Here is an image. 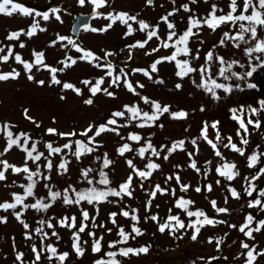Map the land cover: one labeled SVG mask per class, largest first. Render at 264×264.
Returning <instances> with one entry per match:
<instances>
[{
  "label": "rangeland",
  "instance_id": "374dc122",
  "mask_svg": "<svg viewBox=\"0 0 264 264\" xmlns=\"http://www.w3.org/2000/svg\"><path fill=\"white\" fill-rule=\"evenodd\" d=\"M17 2L30 8H35L41 12L47 11L52 7H59L61 9L62 23L54 18L46 22L41 19L40 25L41 27L46 28L47 31L38 32L31 38L21 36L19 41H7L5 37L12 31L20 29L27 30L33 22L32 18L23 17L18 13L11 17L0 15V46L13 45L14 54L19 52L22 57L28 61L33 59V50L36 52H44L45 62L54 67H62L58 62L64 60L66 56L76 58L80 55L72 49L71 46L63 48L60 42L54 47L49 46L53 40H56L57 34L74 39L83 48L90 49L100 56H103L104 51L115 53L114 56L108 58L109 61L118 59L121 61L129 60V49L126 46L134 44L137 40H144L146 38L145 33L139 31L135 32L134 35L125 37L124 33L127 30L126 26L117 22L107 32L94 33L85 29L82 31L81 35L75 39L70 33L73 13L77 11H91L93 10L92 5L86 3L85 6L81 7L78 5L77 0H17ZM185 3L189 4L192 13L200 17L203 14L208 13L213 3L220 4L224 8V14L229 10V0H207V2H205V0H197V3L195 4H191L190 0H176L175 5H173L171 0H155L152 6L146 5V0H109L108 7L100 10L105 14L113 11L138 14V19L145 20L151 25H156L160 22V17L171 11L173 7L178 8L181 4ZM238 5L240 10H242L243 0H238ZM250 12L251 9L249 10V14ZM192 13L181 10L176 16L170 17V20L177 25V31L187 28L188 16ZM238 14L239 11L237 12V15ZM107 23H109V21L103 18H98L93 21L90 27L101 28ZM133 27L138 29V25L136 24H133ZM166 30V25L160 23V35L162 39L166 34ZM238 30V27L232 28L225 26L220 27L213 32L205 26L200 30V36L195 37L193 41H191L193 53H195L196 48L200 49V59L194 61L193 66L204 64L205 54L209 50H213L214 56L219 55L226 61L225 64H220L218 61L213 60L209 65L210 73L205 76V80L209 83V86H211L209 76L211 79H215L217 83L232 86L233 90L230 93H227L222 89H216V97H219V99L206 90L194 86L191 83L190 78L180 80L175 75L177 69L174 63L164 62L157 66L158 72L153 73V80L162 79L164 81L163 84H156L141 73L131 75L132 78L130 80L133 84L138 81L145 85L143 89H137L141 95L159 101L162 106L170 105L171 111L173 112L185 110L188 112V117L186 119H171L168 114H164V116H162L163 120L157 121L156 126L154 127L137 128L135 122H133L129 127L120 129L121 136L124 137H127L130 131H139L141 136L145 139L150 137L158 147L161 145H168L170 147L173 141H185V151H176L167 161L163 159L164 154L167 153V149L162 152L161 168L153 173L150 180L143 182V189L139 187L141 181L134 177L133 197H125L121 202H123L128 208H139L143 212L144 217L158 214L161 222H163L169 214V208L172 209V212L177 210L174 207L177 197L181 194H189L194 198L197 204L199 203V200H206V203L215 215L214 218L227 222L225 224H218L216 226L217 231L213 232L211 236L206 235L197 238L195 241L191 239L193 234L191 230L189 231L191 236L188 237L186 243L179 244L176 238L178 237L177 233L176 237L169 235L167 230L161 234L158 231L157 223L149 219L146 221V227L150 233V244L146 242L142 243L141 241L136 244L135 248L149 245L150 251L147 255H131L130 260L132 264H183V256L187 253H192V257L196 258L201 263L211 262L219 253H223L227 255L230 264H245V257L240 255V253L246 252L247 250L240 247L241 241L248 243L250 246L255 244L257 246V252L264 250V228H261V231L259 232H253V236L255 237L254 240L247 239L243 233L238 230V227L245 223V217L249 213L255 218L251 225L252 228L257 226L255 222L256 220L264 219V211H261L258 208L249 207V201L257 198L264 203V196L259 195V192L264 190V176H261L260 179L254 182L257 191L253 192L251 197L247 196L245 193L247 185L244 180V177L251 179L259 172L260 168L264 167V110H262L261 105V101H264V53L254 52L249 56L246 52L247 48L254 47L259 40L264 39V29L258 28L257 41H251L250 34H245V40L251 41V43L246 44L239 41L229 40L226 42L225 47L219 46V40L224 32L227 31L232 35H235ZM199 40H203L204 43L200 44L198 42ZM20 42H23L26 45L23 49L19 48ZM62 43H67V41ZM235 43H239L240 46L238 48L235 47ZM158 44L159 41L153 38L145 49L137 48L131 50L133 53L132 60L135 59L140 61L143 58L149 57L151 60L149 59V61L144 62L142 65L144 69H148L151 63L156 59L171 54V50H166L162 53L158 51L152 55H145V52H150L151 49L157 47ZM6 52L7 48H5V53H0V55H4ZM229 64H231L230 70L228 69ZM13 68L21 73L20 77L16 80L9 79L8 81H0V122L6 121L15 125L14 130L16 133L24 131L30 133L33 139L53 141L55 142L54 146L63 145L67 141L58 136L46 135L47 128H56L58 131L62 132L75 130L79 133L83 131L88 124H95L98 119H109L113 111L123 110V105L125 104H139V106L145 111H150V105H145L139 97L128 92L123 86L118 89H109L116 93V98H110L99 93L93 97L94 103L91 106L85 105L83 101L89 98L90 93L88 88L80 82L85 79H91L93 83H95V80L98 77L104 75V71L96 69L92 65L83 61H78L75 66L66 69L63 73H58V78L61 81L73 83L76 87L81 88L83 95H76L71 90L62 91V86H50V74L47 71H37L35 68L33 69L35 79L37 81H45V84L40 86L35 81H29L27 79V74L25 73L23 66L17 64L14 59H10L7 63H0V71L2 72H10ZM220 68L226 69L225 74L231 77L229 80H225L223 77L219 76ZM253 68L256 69V71L253 72V75L251 77L246 76V73L252 71ZM233 72L237 73V76L244 77V79L232 77L231 73ZM193 75L199 83V74L196 73ZM109 79L110 78L105 79L103 87L108 86ZM177 83L182 84L180 90L175 88ZM249 83L256 84L257 87L248 88L247 84ZM237 85H239V87H237ZM61 96H64L65 99H61ZM26 108L29 110L28 115L33 117L41 125L39 128L29 120L25 119L24 109ZM252 108L257 109L256 114H253L250 111ZM233 109L236 110V114L240 119L244 120L245 124L251 119L253 122L259 121L260 127L256 128L253 123L248 125V131L245 133L243 129L239 128L238 120L232 118ZM214 117H217L218 119L216 129L211 127V120ZM125 122L126 120L119 121V123ZM205 122L209 125V139L217 143V147L223 154L225 160L234 159L236 161L240 173L237 177L236 184L232 182L229 184L228 181L217 176L215 169L224 161H221L220 158L216 157L211 146L201 138V129ZM161 124L163 127L159 126ZM238 132L239 135H237ZM217 133H219L221 137L219 141H216L215 139ZM89 135H91V133ZM121 136H117L111 132L102 134L97 140L103 145V147L99 148L97 152L92 155L82 157L79 162L76 161L74 157H69L71 160V163L68 165L69 172L64 175L58 174L56 169V165L59 164L61 156H53L52 160L54 167L51 171V180H41L37 185L38 191L43 192L47 196L48 189L43 187L45 183L51 184L53 188L59 189L61 193H63V190L67 188L69 184L76 189L83 185H88L86 181L81 179L80 170L86 167H92L99 170L100 162L95 161V156H102L105 152L108 153L109 158L113 161L109 170L114 174L117 184L123 183L131 173V169L126 164V160L133 159L134 164L138 168L143 169L145 163H147L148 156L146 155L142 160L136 155L133 147L135 142L122 140ZM241 136H246L248 140L247 145H242L240 143ZM228 137H231L232 142L237 144L238 147L244 149L243 156L223 146L228 143ZM145 139L141 141L143 142ZM192 139L197 140L199 149L198 153H196V148L190 142ZM126 142L131 144L134 151L126 153L124 156L118 155L116 149ZM5 143L4 134L0 133V151H3ZM37 147L47 155V150L43 147L42 143L37 145ZM187 152L195 153L193 158L197 162V167L201 169L199 174L188 166L190 161ZM253 154L259 156V162L255 167L250 168L248 167L249 157ZM4 158L7 159L10 164L22 166L25 154L14 147L4 156ZM206 161H211V164H205ZM43 163L44 161L42 160L41 164ZM28 164L32 170H35L36 165L31 161H29ZM176 165H179L180 167L177 168ZM205 169L209 170L206 177L204 175ZM41 171H45V174H48L43 168H41ZM176 172H178L181 177V183L191 185L186 193L180 191V186L176 183L175 179L165 183L166 177L173 175ZM91 175L97 178L98 174L94 172ZM6 176L7 180L0 182V203L12 201L7 193V188L12 186L13 181L21 179L20 174H13L11 169L6 173ZM217 179H220V185L215 183ZM156 183L169 189L174 188L176 190V196L173 197L170 193L162 196L158 193L156 199L152 202L151 210L146 211L145 203L149 198L147 193L151 191ZM206 184L212 185L213 190L211 192L204 190V185ZM197 186H200L202 189L200 193L194 191ZM229 186L235 188L237 192L240 193V196L241 190L244 188L242 195L244 200L243 208H236L239 199L231 197L228 191ZM226 197L227 203H225ZM211 200H216L218 207L228 208L229 213L217 215L211 206ZM156 205H159V207H156ZM81 208L89 210L90 216L95 215V209L86 203H83L80 206L71 205L66 207L69 217H72L73 214L76 215L77 227H79L81 221ZM113 210L118 212L120 207H113L112 204H106L102 205L100 208L96 223L99 224L103 222L106 225L104 229H94L91 227V220L87 222L89 227L84 232L86 236H84L82 240L83 247L85 244V238L88 239L89 243L92 241L91 236H88L90 230L96 232V237H100L101 234L104 242H107L108 238L114 235L115 226H113L108 220V214ZM6 214V212L0 210V216H6ZM116 219L117 224H121L124 220L120 215L117 216ZM233 224L237 225V228L229 227V225ZM107 228H112V232L109 233ZM59 229H62V231L64 230L63 233L65 240L70 242L72 235L69 233V229H63V227L60 226ZM227 229L230 236L226 239L222 238V243L218 246L216 240L220 237L219 234L216 233L218 231L223 232ZM235 230H237L238 239H234ZM23 231L21 225L13 217H11L7 223H0V264H19L16 260L17 252H23L25 264H31V261L34 259V254L31 251L32 240L26 241ZM74 231H76V229H71V232ZM153 234L157 236V241H155L156 239H154ZM181 236L182 234L179 235V237ZM210 238L212 241L211 243L209 242ZM53 240L57 241V238L53 237ZM263 257L264 256H259L255 263ZM88 261L89 263H87L91 264L92 259L89 258ZM38 264L59 263L54 260L53 262H38ZM83 264L86 263L84 262ZM262 264H264V261Z\"/></svg>",
  "mask_w": 264,
  "mask_h": 264
},
{
  "label": "snow or ice",
  "instance_id": "6c2138e0",
  "mask_svg": "<svg viewBox=\"0 0 264 264\" xmlns=\"http://www.w3.org/2000/svg\"><path fill=\"white\" fill-rule=\"evenodd\" d=\"M173 5H175L176 0H171ZM207 2V0H205ZM79 6L83 7L86 3L92 5L93 12L92 18H103L109 23H107L104 27L96 28L90 27L86 25V30H89L94 33H104L109 31L117 22L121 25L126 26V32L124 33L125 37L134 35L135 32L139 31L145 33L146 38L144 40H137L134 44H129L126 47L129 49L128 59L129 61L133 58V53L131 50L133 49H145L150 41L155 38L159 41L157 47L151 49L150 52H145V55H152L155 52L160 51V48L163 47L165 49L172 48L174 51L171 55L160 57L151 63L148 69L141 68H133L131 69V74L141 73L143 76L152 80L156 84H163L164 81L162 79L153 80V73L158 72V65L164 62H175V67L177 69L175 75L183 80L185 78H190L191 83L197 88H202L207 92L211 93L214 97H216V89H222L223 91L230 93L233 88L230 85H225L223 83H217L215 79L211 80V86L205 80V76L210 73V63L213 60L218 61L220 64H225L226 61L223 57L216 55L214 56L213 50H209L205 54V63L199 66H193V62L200 59V49L196 48L195 53H193V49L189 46L190 42L193 41L195 37L200 36V30L203 27L209 28L211 31L215 32L222 25L229 24L232 28L238 27V32L235 35H232L230 32H224L223 36L219 40V46L225 47L226 42L231 41H239L243 43H251V41L258 40V28L264 29V0H243L242 10H240L238 5V0H229L228 4V12L226 14L217 15V12L224 13L223 8H218V6L213 3L211 5L210 12L203 17L197 16L192 13V9L190 8L188 3L181 4L178 8L173 7V9L167 12L165 15L160 17V22L156 25H151L147 21L138 19V14H130L128 12H108L107 14L99 11L100 9L108 7L109 0H77ZM146 3L149 6L154 4V0H146ZM191 4L197 3V0H190ZM251 12L249 14V10ZM183 10L184 12L192 13L188 16V26L187 28L178 33L177 25L170 20V17H174L177 15L179 11ZM239 14L237 15V12ZM19 14L23 17L32 18V24L28 27L27 30L20 29L17 31L9 32L5 37L7 41H19L21 36H27L31 38L35 36L38 32L47 31L46 28L41 27L40 20L49 21L54 18L59 22H63L61 19V9L59 7H52L47 11H39L35 8H30L24 4L17 2V0H0V15H5L8 17L13 16L14 14ZM39 18V19H37ZM160 23L166 25L167 28V36L166 38H161L160 35ZM133 24L138 25V29L133 27ZM195 29V31H194ZM245 34H250L251 41L245 40ZM67 41V43H62ZM58 42L61 43L63 48H68L71 46L77 53L80 55L76 58L72 56H66L64 60L59 61L58 63L62 65V67H54L45 62V54L44 52H36L32 51L33 59L31 61L25 60L19 52L14 54V46L13 45H4L0 46V53H5V48H7V52L4 55H0V63H7L10 59H14L17 64L23 66L25 73L27 74V79L29 81H35L38 85L43 86L45 84L44 80H36L33 75V69L35 68L37 71H47L50 74L49 85L62 86V91L71 90L76 95H83V91L81 88L76 87L73 83L63 82L58 78V73H63L66 69H69L75 66L78 61L86 62L96 69L104 71V75L98 77L95 80V83L91 79L82 80L80 83L83 84L90 93L89 98L85 99L83 103L85 105L91 106L94 103L93 97L97 94L102 93L110 98H116V93L114 91H110V88H120L123 86L128 92L133 94L145 104L150 105V111H145L142 109L139 104H125L123 105V110L113 111L110 115V118L104 124L95 125L88 124L83 131L77 132L75 130L69 132L58 131L56 128H47L46 135L48 136H58L61 139L66 140L67 142L63 145L54 146L53 141H42L38 139H33L32 135L28 132L20 131L18 133H14L12 128L15 125H10L8 122H0V133L4 134L5 137V146L3 151H0V157H4L8 152H10L14 147L19 149L25 154L24 163L22 166H17L15 164H10L7 159L0 158V182L6 181L7 176L6 173L11 169L13 174H24V178L28 181V183L18 185L20 188H23V194L13 192L12 201L2 202L0 203V210L7 212L8 210H13V215L15 219L23 225L25 231V239L33 240V235L28 230L30 229L29 223H27L24 219H22L24 212L28 209H33L36 212L47 213L48 209H50L57 200H61L64 205H76L80 206L83 203L88 205H92L95 208L96 215L91 216L87 209H80L81 221L79 227H77L76 217H68L64 216L57 220V224L60 227L71 229H76V231L72 232V247L74 252L78 257L84 255V249L81 247V233H84L85 230L89 227L87 223L91 220L92 228L104 229L106 225L101 222L99 224L96 223L97 216L99 215V205L101 204H119L125 197L132 198L133 197V178H138L141 183L139 187L141 189L144 188V181L150 180L153 176V173L158 171L161 168V165L156 163L152 157L160 158L162 152L167 149V153L163 156V159L167 161L169 157L175 153L176 151H185L184 140L173 141L171 146L161 145L160 149L152 144L151 138L149 137L145 140L144 145L135 149L136 155H138L142 160L148 156L147 163H145L144 168H138L133 159H127L126 164L131 169V173L128 178L121 183L118 188L111 187L112 181L109 178V173L105 171V169H109L113 164V161L109 158L108 153H103L102 156H95V161L100 162L99 170L94 169L92 167H86L80 170V177L82 180L86 181L89 185L88 188L77 190L71 184L67 188L63 190V193L60 191H54L53 186L49 183H45L43 185L44 188L48 189V202H45L44 197H36L35 189L37 184L41 181H50L51 180V171L54 167L53 165V156H61V160L58 165H56V169L58 174L64 175L69 172L68 165L71 163L69 157H74L76 161H80L82 157L92 155L97 152V150L103 145L97 140L98 137H101L104 133H114L117 136H121L120 129L129 127L133 122H135V126L137 128H145V127H154L156 126V122L164 116V114H168L171 119H186L188 117V112L185 110H179L177 112L171 111L170 105H161L159 101L152 100L148 96L141 95L137 89H143L145 87L144 84L139 83L138 81L133 84V82L129 79V71H126L124 67L119 68L117 71L116 65H114L111 61H109V57L114 56L115 53L111 51H104L103 56L97 55L90 49L83 48L80 44H78L74 39L70 37L60 36L57 34L56 40H53L49 46L54 47ZM200 44H203V40L198 41ZM26 45L23 42L19 43V48L23 49ZM235 47H239V43L234 44ZM246 52L249 56L254 52L264 53V39L259 40L254 47H249L246 49ZM183 56L185 59H178L177 57ZM235 63V62H233ZM231 64L228 65V69L230 70ZM256 69L253 68L252 71L246 73V76L251 77L253 72ZM226 69L220 68L219 76L223 77L225 80H229L231 77L225 74ZM198 73L200 76V82L198 83L193 74ZM21 73L13 68L10 72H2L0 71V81H8L9 79L16 80L20 77ZM232 77H237L238 79H244L242 76H237V73H231ZM109 79V84L107 87H103L105 83V79ZM239 87V85H237ZM248 88H256V84L249 83L247 84ZM177 90L182 88V84L177 83L175 85ZM61 99H65L64 96L60 97ZM219 99V97H216ZM262 110H264V101H261ZM203 110V109H201ZM253 114L257 113L256 108H252L250 110ZM29 110L24 109V117L33 123L37 128L41 125L31 116L28 115ZM232 118L238 120L239 128L243 129L245 133L248 131V125L254 123L256 128L260 127L259 121L253 122V120L249 119L247 124H245L243 119L236 114V110L233 109ZM127 114V115H126ZM120 120H126L125 123H119ZM218 122H213L211 127L213 129L217 128ZM163 127V125H159ZM208 127L209 125L205 122L204 126L201 129V138L206 141L211 148L214 150V155L224 161L219 164L215 171L218 177L224 178L226 181L230 182L236 179L240 175L237 170V165L234 162H228L225 160L223 154L217 147V143L213 142V140L208 137ZM95 129V131H94ZM91 133V135H89ZM239 135V132L237 133ZM84 137V139H75L73 137ZM122 140H127L131 142H135L137 144L140 143L141 140L145 138L138 133L130 132L127 137L121 136ZM216 141L221 139L219 133H217L215 137ZM228 143L224 144L225 148L230 149L233 152L238 153L239 155H244V149L242 147H238L237 144L232 142V138H227ZM191 144L196 148V153H198V145L197 140L192 139ZM43 144V147L47 150V155L45 152L40 151L37 145ZM240 143L242 145H247L248 140L246 136H241ZM117 154L120 156H124L126 153H131L134 151L130 143H123L120 147L116 149ZM189 157V167L196 171L198 174L201 172V169L197 167V162L193 158L195 153L187 152ZM44 161L41 164V161ZM31 161L34 165H36L35 170L29 167L28 162ZM259 162V156L253 154L249 157L248 167H255ZM205 164H211V161H206ZM179 168V165H176ZM41 168L45 169L48 174H45V171H41ZM208 169H205L204 175L205 177L208 175ZM96 172L99 176V179H96L95 176L91 174ZM261 176H264V167L259 169V172L253 176L251 179L248 177H244L246 182L245 193L247 196L251 197L253 192L257 191L255 181L260 179ZM175 179L176 183L180 186L181 192H187L191 185L181 183V177L178 172L173 175H169L165 179V183ZM217 185H220V179L215 181ZM15 184V181H13ZM97 185L102 187H97ZM201 187H195L194 191L197 193L201 192ZM204 190L207 192H211L212 185L206 184L204 185ZM228 191L232 198L239 199L240 193L237 192L235 188L229 186ZM160 195H168L169 193L175 197L176 190L174 188L169 189L166 187H162L159 183H156L154 187H152L151 191L147 193L148 200L145 203V210L150 211L152 208V202L156 199L157 194ZM260 196H264V190L259 192ZM29 197H32L35 202L34 203H25ZM116 198V199H110ZM213 210L217 215L219 214H228L229 209L226 207H218L216 200L210 201ZM225 203H227V197L225 198ZM194 204V201L190 199H185L183 196H180L175 200L174 207L181 212H183L188 218V223L180 218V216L173 215L172 209H168V216L166 219L161 222L158 214H152L150 216L144 217L145 222L147 220H152L157 223L158 231L163 234L166 230L169 235L176 237V233L180 230L190 229L193 234L191 239L193 241L197 240L198 235L200 234L202 228L205 226L215 227L218 224L227 223L224 220H217L214 217H209L207 213L202 209L190 210V206ZM21 208V211H15L17 208ZM159 207V205H156ZM250 208H258L261 211H264V203L257 198L255 200L249 201ZM117 215L128 218L132 221L131 231L126 232L124 227L119 226L117 224ZM195 217V219H192ZM202 218V219H201ZM54 217H49L48 219H39L36 221L37 227H35L34 232L37 236L40 237L41 246L38 248L35 243L31 245V251L34 254V259L31 261V264H38L41 260L42 255L47 252L48 260L51 261L53 259L57 260L59 264H64V261L68 258L69 253L58 252L57 247L52 244L45 245L44 241L50 239L49 233L44 229L47 227L48 229H52L51 236L56 237L59 240V234L55 231L56 225L52 223ZM140 216L138 215L137 209H128L127 206L125 208H121L120 212H110L108 214V220L110 223L117 227V236L118 240L111 241L108 244L110 249H117L116 251H107L104 253V257L95 261V264H121V261L116 259L117 256L121 257H129L130 255L139 256L141 254L147 255L150 251L149 245H144L139 248L133 247H122L118 248V245L127 244L130 239H135L136 237L145 235V232L138 227L140 223ZM254 216L249 213L245 217V223L238 227L239 232L243 233V235L250 240H254L253 232L261 231V228H264V219L256 220V227L252 228L251 225L254 222ZM6 216H0V223H7ZM231 228H237V225H229ZM247 229V230H246ZM109 233L112 232V228H107ZM88 235L93 237V245L92 251L94 253H99L101 251V241L103 240V236L101 235L99 238H96L95 231H89ZM182 238V237H176ZM211 243V238L209 239ZM85 243H87L85 241ZM217 245L219 246L222 243V238H218L216 240ZM240 247L242 249L247 250L246 252L240 253V255L245 257V264H255V261L259 256H264V250L257 252V246L255 244L249 245L248 243L241 241ZM16 260L19 264H25L24 261V253L17 252Z\"/></svg>",
  "mask_w": 264,
  "mask_h": 264
},
{
  "label": "trees",
  "instance_id": "16d2710c",
  "mask_svg": "<svg viewBox=\"0 0 264 264\" xmlns=\"http://www.w3.org/2000/svg\"><path fill=\"white\" fill-rule=\"evenodd\" d=\"M215 4L218 6V8H223L220 4H218V3H215ZM210 10L208 11V13L210 12ZM208 13L203 14L201 17L206 16ZM221 14H224V13H221L219 11L217 12V15H221ZM225 26L231 27V25H229V24L222 25L221 27H225ZM185 29L186 28L180 29L177 32L180 33L182 31H184ZM165 32H166V34H165V36L163 38H166V36H167V30ZM189 46L191 47V42H190ZM166 50L167 51L168 50H171V52H170L171 54L174 51V49H172V48L165 49V48L161 47L159 52L162 53V52H165ZM97 55H99V54H97ZM177 58L178 59H185V57H183V56H180V57H177ZM149 59H150L149 57L143 58L140 61L135 60V59L134 60L131 59L130 61L129 60L121 61L120 59H118V60H114V61H111V62L114 65H116L117 71L121 67H124L126 71H129V79H131L132 78V76H131L132 74H131V71L130 70L133 69V68H141V69H144V67H142V65H143L144 62L149 61ZM172 63L175 64V62H172ZM160 120H163V118L161 117L158 121H160ZM106 121L107 120H102V119L100 120V119H98L95 122V125L104 124ZM217 121H218L217 117H214L211 120V124L213 122H217ZM8 123L10 125H12L10 122H8ZM12 131L14 133H16L15 130H14V128H12ZM208 131H209V127H208ZM130 132H134V133L140 134L139 131H135V130L134 131H130ZM72 139L73 140H75V139H84V137L77 136V137H73ZM145 140H147V139H145ZM151 142L157 148V150L160 149V147H158L152 140H151ZM144 143H145V141H143V142L140 141L139 144L135 143L133 147H134V149H137L140 146L144 145ZM0 158L5 159L4 157H0ZM161 158H162V153H161L159 159H157L156 157H152V159L156 163H158L160 165H161ZM226 161H228V162H234L237 165V163H236V161L234 159H230V160H226ZM237 170H238V166H237ZM105 171L109 173V178L112 181V183H111L110 186L111 187H114V188H118V186L120 184H117V180H116L114 174L111 173V171L109 169H105ZM20 178L21 179H18V180L15 181V184H12L11 187L7 188V193L9 195V197L11 198V200H12V195L11 194L13 192L23 194L24 189L23 188H20L18 185H20V184H25L26 185L28 183V181L24 178V174L23 173H20ZM96 179H99V176L98 175H97V178ZM231 182L234 183V184H236L237 183V177H236V179H234ZM238 183H240V182H238ZM88 187H89V185H83L82 187L78 188L77 190L79 191V190H82V189H86ZM97 187H102V186L97 185ZM53 190L54 191H57V190L60 191L57 188H53ZM243 191H244V188H242V190H241V196L239 198V202L236 205V208H243L242 207L243 206V203H244V200H243V197H242ZM35 192H36V197L37 198L44 197L45 198V202H48L47 196L43 192L38 191L37 187L35 189ZM180 196H183L185 199H190V200L194 201V204L190 206V210L202 209V210H204L207 213V215L209 217H214L215 216L212 213V210L210 209V207L208 206V204L206 203V200H199V203L197 204V202L194 200V198L191 195H189V194H181ZM179 197H177V198H179ZM110 199H116V198H110ZM34 202H35V200L32 197H29L27 200H25V203H34ZM102 205H106V203L99 205V208H101ZM112 205H113V207H117V206L120 207V210H121V208H125L126 207L123 204V202H120L119 204H112ZM66 207H68V205H64L63 202H62V199H61V200H57L56 203L50 209H48L47 213H43V212L38 213V212H36L33 209H28L27 211L24 212V215H23L22 219H24L30 225V229L28 231L31 232V234L33 235V240L34 241L32 240V242H31L32 244L35 243L38 248L41 246V244H40V237L37 236L35 234V232H34L35 227L38 226L37 223H36V221L39 220V219H42V218L43 219H48L49 217H54L55 219L52 220V223L56 225L55 231L59 234V240H57V241L53 240V237L51 236L52 229H48L47 227H45L44 230L49 233V236L51 238L48 239V240H45L44 241V244L45 245H48V244L54 245L55 247H57L58 252H60V253L68 252L69 253V256L64 261V264H83L84 262L86 264H88L89 263V261H88L89 258L92 259L91 264H95V261L96 260L100 259L101 257H104V253L105 252H107V251H116L117 250V249H110L108 247L109 242L115 241V240H118L119 239V237L117 236V227H115V229H114L115 230L114 235L112 237L108 238L107 242H104L103 240L101 241L102 248H101V251L99 253H94L92 251L93 237H91L92 238L91 243H89L88 239L85 238V241L87 243L84 244V247L82 246V240H83L84 236H86V235L84 233H81L80 234V236H81V247L84 249V255L78 257L76 255V253L74 252L73 247H72V243H73L72 238H71V241L70 242L66 241L65 240L64 233H63L64 230L63 231H62V229L60 230L59 229V225L56 223L58 219H60V218H62L64 216H68L69 217L68 210L66 209ZM133 208L138 210V215L141 218L138 227H140L145 232V235L136 237L135 239H130L127 244L118 245L117 246L118 248H122V247H133V248H135L136 244L137 243H140L141 241H142V243H145L146 242V243L150 244V242H149L150 241L149 240L150 239V233L148 232V229L146 227V222L144 220L143 212L139 208H137V207H133ZM128 209H132V208H128ZM234 209H235V207H234ZM21 210L22 209L18 207L15 211H21ZM120 210L118 212L115 211V210H113L112 212L119 213ZM88 212H89V210H88ZM6 213H7L6 214L7 220H9L11 217H13L15 219V217L13 215V210L10 209ZM209 213H212V214H209ZM89 214H90V212H89ZM94 214L96 215V211H95ZM172 214L173 215H177L178 214L180 216V218L185 222V224L188 223V218L180 210L177 209L175 212H172ZM72 216H75L76 217L75 214H73ZM117 216H119V215H117ZM123 218H124L123 222L121 224H118V225L124 227V229H125L126 232H130L131 231L132 221L130 219H128V218H125V217H123ZM192 219H195V217H193ZM19 224L21 225L22 229L24 230L23 231V234L25 236V231L26 230L23 228V225L21 223H19ZM63 229H65V228H63ZM90 231H93V230H90ZM189 231H191V230L190 229H185V230H180L179 232H177V234H178L177 236L178 237H179L180 234H182V236H181L182 238H177V241H178L179 244L186 243L188 237L191 236V234H189ZM215 231H217V227L216 226L215 227L205 226L204 228H202L200 234L198 235V238L203 237V236H206V235L211 236L212 233L215 232ZM69 233L72 235L71 230H69ZM234 233H235L234 239H236V238L238 239V237H237L238 236L237 230H235ZM155 234H153L154 239L157 238V236ZM188 234H189V236H188ZM216 234H219V237L220 238H223V239H226L227 237L230 236L228 229L225 230V231H223V232H219L218 231ZM100 236H101V234H100ZM96 238H99V237H96ZM157 240L158 239H156L155 241H157ZM164 242H165V240H164ZM25 247H26V242H25ZM48 255L49 254L47 252H45L42 255L41 260L39 262H53L55 260V259H53V260L49 261L48 258H47ZM217 257H227V255H225L223 253H219L217 255ZM104 258L107 259V257H104ZM130 258H131V255L129 257L117 256L116 259L120 260L121 261V264H132ZM183 260H184L183 264H209V262L208 263L207 262L206 263H201L199 260H197L196 258L192 257V253L185 254L183 256ZM263 261H264V257L261 258L255 264H262Z\"/></svg>",
  "mask_w": 264,
  "mask_h": 264
},
{
  "label": "water",
  "instance_id": "95a60500",
  "mask_svg": "<svg viewBox=\"0 0 264 264\" xmlns=\"http://www.w3.org/2000/svg\"><path fill=\"white\" fill-rule=\"evenodd\" d=\"M92 12H77L73 15V23L71 27V34L73 36H78L83 28L90 26L93 19ZM211 264H228L227 260L224 258L217 259Z\"/></svg>",
  "mask_w": 264,
  "mask_h": 264
}]
</instances>
